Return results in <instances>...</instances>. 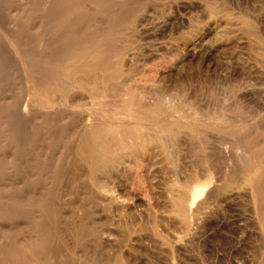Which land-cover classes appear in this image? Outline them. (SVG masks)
<instances>
[{
	"label": "rangeland",
	"instance_id": "rangeland-1",
	"mask_svg": "<svg viewBox=\"0 0 264 264\" xmlns=\"http://www.w3.org/2000/svg\"><path fill=\"white\" fill-rule=\"evenodd\" d=\"M97 3L99 8L88 10L84 20H74L71 29L107 33L111 25L108 19L114 13L111 7H125L129 13L121 17L112 37L118 44L123 41L121 45L136 39L134 44L141 46L142 57L138 56L135 65L138 84L134 83L133 89L108 82L96 71L62 69L66 78L74 79L80 95L78 102L70 103L65 91L58 95L54 84L41 82L26 71V66L23 69L14 59L0 60V110L9 111L0 120V264H28L21 259L14 261L12 254L33 240L42 244L45 238H49L50 252L43 251L35 264H264V0ZM138 19L158 24L147 20L144 32L142 28L134 31ZM52 26L29 32L36 38L28 47L33 49L32 43L45 47L53 37ZM201 34L207 38L204 49L193 55L188 42ZM69 36L73 41L80 35ZM148 91H166L170 96L169 92L176 98V109L166 112L141 104L140 94L146 96ZM127 92H139V99L126 108L127 112L148 113V119L137 121L150 124L153 131H145L147 126L140 127L136 118H114L110 98L122 101ZM97 96L104 101L101 109L93 105ZM27 98L33 110L20 108ZM160 98L162 102L164 98ZM95 112L106 122L117 120L133 126L131 139L122 140L118 132L116 140L111 132L105 136L107 144L117 146L114 155L124 160L114 172L117 191L113 200L104 199L91 171L81 166L76 156L85 120L92 119ZM158 127L166 135H155ZM149 132L158 136L152 144ZM257 164L260 169L252 171ZM247 174L252 175L250 180ZM246 179L249 183L245 184ZM191 186L208 188L200 201L210 197L207 208L200 216L192 213L187 224L178 217L175 206Z\"/></svg>",
	"mask_w": 264,
	"mask_h": 264
},
{
	"label": "bare ground",
	"instance_id": "bare-ground-1",
	"mask_svg": "<svg viewBox=\"0 0 264 264\" xmlns=\"http://www.w3.org/2000/svg\"><path fill=\"white\" fill-rule=\"evenodd\" d=\"M169 1V0H168ZM174 1V0H173ZM185 1V0H184ZM121 2V1H120ZM132 2V1H131ZM137 2V1H136ZM154 2V1H153ZM119 3V2H118ZM151 3V2H150ZM177 3V2H176ZM180 3V2H178ZM117 4V3H116ZM152 4V3H151ZM172 4V2H171ZM184 4V3H183ZM125 5V4H124ZM178 5V4H177ZM181 5V4H179ZM194 5V4H193ZM198 5V3L196 4ZM134 6V5H133ZM137 6V5H136ZM157 6V5H156ZM171 6V5H170ZM239 6V5H238ZM127 7V6H126ZM139 7V6H138ZM136 7V9L138 8ZM183 7V6H182ZM99 5L97 3V0H0V60H3V62H9V60L14 59L17 61V65L22 66L23 69L24 66H26V71H29L31 75L36 76L39 78L41 82H44L47 84L52 83L54 84L53 90L60 95L61 91H65L68 95L67 100L70 103H76L80 99V95L76 92L77 85L74 82V79L72 77H65L64 73H62V69H68V70H75L78 73L86 72V71H96L102 74V77H105L108 82L111 83H122L127 86L128 89H133L132 85L135 83L137 80V75L136 73V68L135 65L138 60L139 55V47H137L134 44V41H131L132 38L130 39L129 42L124 43L123 45L116 43V40L112 37L120 24H121V17L123 15L125 16L126 14L129 13L125 7L122 8H116L114 9L111 7V11L114 13L110 15L108 22L111 24L108 28L109 31L106 32H80V31H75L72 30V23L74 20H84L85 19V13L88 12V10H95L98 9ZM129 8V5H128ZM132 8V6H131ZM130 8V10H131ZM146 8V7H145ZM179 8V7H177ZM173 9V8H172ZM134 10V9H133ZM141 10V8H140ZM156 10V9H155ZM177 10V9H175ZM190 10V9H189ZM240 10V9H239ZM245 10V9H244ZM255 10V9H253ZM178 11V10H177ZM181 11V10H180ZM214 10H212L213 12ZM219 11V10H218ZM226 11V10H225ZM96 12V11H95ZM133 12V11H132ZM131 12V15H132ZM137 12V11H135ZM154 12V11H153ZM174 12V11H173ZM217 12V10H216ZM222 12V11H221ZM244 12V11H243ZM250 12V11H249ZM134 13V12H133ZM145 13V12H144ZM143 13V14H144ZM149 13V12H148ZM151 13V12H150ZM157 13V12H156ZM160 13V12H159ZM171 13V12H170ZM211 13V12H210ZM235 13V12H234ZM247 13V11H246ZM136 14V13H135ZM152 14V13H151ZM161 14V13H160ZM167 14V13H165ZM183 14V13H182ZM240 14V13H239ZM251 14V13H250ZM253 14V13H252ZM147 15V14H146ZM149 15V14H148ZM169 15V14H168ZM208 15V14H207ZM206 15V16H207ZM212 15V14H211ZM217 15V14H216ZM229 15V14H227ZM193 16V15H192ZM99 17V16H98ZM143 17V16H142ZM141 17V18H142ZM163 17V16H161ZM167 17V16H166ZM245 17V16H244ZM254 17V16H253ZM256 17V16H255ZM259 17V15H258ZM100 18V17H99ZM130 18V17H128ZM144 18V17H143ZM151 18V16H150ZM154 18V16H153ZM243 18V17H242ZM156 19V18H155ZM184 19V18H183ZM214 19V18H213ZM249 19V18H248ZM128 20V19H125ZM148 19H138L137 22H134V31L138 30L140 31L139 28H145L146 21ZM164 20V19H163ZM260 20V19H259ZM89 21V20H88ZM124 21V20H123ZM148 21H153L152 19H149ZM156 21V20H155ZM153 21V23L155 22ZM166 21V20H165ZM169 21V19H167ZM166 21V23H167ZM172 21V19L170 20ZM183 21V20H182ZM193 21V19L189 20ZM253 21V20H252ZM157 22V21H156ZM155 22V23H156ZM176 22V21H175ZM222 21H220L221 23ZM77 23V21H76ZM88 23V22H86ZM124 23V22H123ZM131 23V22H130ZM129 23V24H130ZM166 23H163V25H166ZM227 23V22H226ZM53 25L52 27L55 29L53 37L50 38L49 40L46 41L45 47L41 48L42 46H38L34 43H32L35 46H32L33 49H30L27 44L31 43L32 38H36V33L34 34L35 36H30L28 34L29 32H38L39 29L47 28L49 25ZM96 24V23H94ZM132 24V23H131ZM152 24V22H151ZM158 24V22H157ZM174 24V23H172ZM183 24V23H182ZM228 24V23H227ZM253 24V22H252ZM256 24V23H255ZM80 25V24H79ZM123 25V24H122ZM163 25L161 24L160 26L163 29ZM206 25V24H205ZM214 25V24H213ZM217 25V24H216ZM220 25V24H219ZM254 25V24H253ZM81 26V25H80ZM79 26V27H80ZM148 26V22H147ZM231 26V25H230ZM244 26V25H243ZM247 26V25H246ZM252 26V25H251ZM260 26V25H259ZM77 27V25H76ZM89 26L87 25V28ZM128 27V26H127ZM130 27V26H129ZM132 27V28H133ZM150 27V26H149ZM152 27V25H151ZM155 27V26H154ZM157 27V26H156ZM155 27V28H156ZM169 27V26H168ZM167 27V28H168ZM198 27V26H197ZM222 27V26H221ZM227 27V26H226ZM229 27V26H228ZM248 27V26H247ZM253 27V26H252ZM126 28V25H125ZM124 28V30H125ZM166 28V27H164ZM171 28V27H170ZM245 28V26H244ZM243 28V29H244ZM255 28V27H253ZM258 28V27H257ZM144 29L141 30L144 32ZM151 29V28H150ZM159 29V30H160ZM205 29V28H204ZM226 29V28H225ZM240 29V28H239ZM242 29V28H241ZM250 29V28H249ZM81 30V29H80ZM83 30V29H82ZM164 30V29H163ZM166 30V29H165ZM180 30V29H179ZM198 30V29H197ZM217 30V29H216ZM220 30V29H218ZM231 30V29H230ZM237 30V29H236ZM248 30V29H246ZM155 31V30H154ZM157 31V30H156ZM155 31V32H156ZM174 31V30H173ZM211 31V30H210ZM213 31V30H212ZM232 31V30H231ZM230 31V32H231ZM234 31V30H233ZM244 31V30H243ZM260 31V30H259ZM130 32V31H129ZM133 32V31H132ZM142 32V33H143ZM146 32V31H145ZM196 32V31H195ZM201 32V31H199ZM235 32V31H234ZM241 32V31H240ZM245 32V31H244ZM258 32V31H256ZM69 33L74 34V35H80L79 38L75 36L72 38L69 36ZM126 33V32H125ZM131 33V32H130ZM137 33V32H136ZM139 33V32H138ZM149 33V31H148ZM165 33V32H164ZM169 33V31H168ZM179 33V32H178ZM191 33V32H190ZM237 33V32H236ZM128 34V33H127ZM146 34V33H145ZM174 34V33H173ZM208 34V32H207ZM228 36V32L226 33ZM29 35V36H28ZM137 35V34H136ZM135 35V36H136ZM231 33L229 34V36ZM236 35V34H235ZM49 36V35H48ZM134 36V35H133ZM134 36V37H135ZM196 36V35H195ZM238 36V34H237ZM236 36V38H237ZM240 36V35H239ZM238 36V37H239ZM261 36V35H260ZM259 36V37H260ZM77 37V38H76ZM122 37V36H121ZM138 37V36H136ZM144 37V36H143ZM192 37V36H191ZM213 37V36H212ZM232 37V36H231ZM262 37V36H261ZM140 38V37H138ZM184 38V37H183ZM216 38V37H215ZM221 38V37H219ZM235 38V36H234ZM242 38V37H241ZM142 39V38H141ZM144 39V38H143ZM190 39V37H189ZM188 39V40H189ZM227 39V38H226ZM126 40L127 39H123ZM139 40V39H138ZM207 40V38H206ZM205 36L204 34L198 35L195 38L189 40L188 46L190 47L192 51H194L193 55L198 52V50L204 49L203 47L205 46ZM218 40V39H217ZM231 40V39H230ZM237 40V39H236ZM242 40V39H241ZM245 40V39H244ZM144 41V40H143ZM264 41V40H263ZM125 42V41H124ZM167 42V41H166ZM184 42V41H183ZM208 44L211 42L210 40L207 41ZM235 42V41H234ZM45 43V42H44ZM148 42H146L147 44ZM150 43V42H149ZM214 43V40L212 42ZM236 43V42H235ZM234 43V44H235ZM40 44V43H39ZM151 44V43H150ZM167 44V43H166ZM171 44V42H170ZM169 44V46H170ZM207 44V45H208ZM238 44V43H237ZM242 44V43H241ZM119 45V46H118ZM121 45V46H120ZM145 45V44H144ZM158 45V44H157ZM172 45V44H171ZM179 45V44H178ZM177 45V46H178ZM210 45V44H209ZM209 45L207 46L209 49ZM218 45V44H217ZM232 45V43H231ZM236 45V44H235ZM148 46V45H147ZM184 46V45H183ZM31 47V45H30ZM49 47H53L52 51L48 50ZM160 47V46H159ZM185 47V46H184ZM158 48V47H157ZM156 48V49H157ZM206 48V47H205ZM224 48V46H223ZM29 49V50H28ZM142 47V51H143ZM166 49V48H165ZM188 49V50H189ZM141 50V49H140ZM151 50V49H150ZM168 50V49H167ZM211 50V49H210ZM216 50V49H215ZM154 51V50H152ZM164 51V50H163ZM166 51V50H165ZM182 51V50H181ZM191 51V52H192ZM146 52V51H145ZM149 52V51H148ZM155 52V51H154ZM162 52V51H161ZM168 52V51H167ZM171 52V51H170ZM188 52V51H186ZM215 52V51H214ZM147 53V52H146ZM189 53V52H188ZM148 54V53H147ZM153 54V53H151ZM156 54V53H155ZM165 54V53H164ZM142 55V53H141ZM143 57H146L145 54L143 53ZM149 55V54H148ZM142 57V56H140ZM198 57V56H197ZM148 57H146L147 59ZM153 58V57H151ZM155 58V57H154ZM158 58V57H157ZM164 58V57H163ZM145 59V60H146ZM149 59V58H148ZM147 59V60H148ZM184 59V58H183ZM7 60V61H5ZM148 64L150 63L147 61ZM163 60V59H162ZM141 61V60H140ZM143 61V60H142ZM157 61V60H156ZM164 61V60H163ZM152 62V61H151ZM147 64V66H148ZM12 65V64H11ZM141 65V64H140ZM145 65V64H143ZM151 65V64H149ZM156 65V64H155ZM162 65V63H161ZM159 66V65H158ZM157 66V67H158ZM175 66V65H174ZM179 66V65H178ZM2 67V66H1ZM13 67V66H12ZM54 67L60 68L58 70L57 68L55 70ZM144 68V66H142ZM172 67V66H171ZM142 68V69H143ZM10 69V68H9ZM138 69V68H137ZM141 69V68H140ZM153 70V68H152ZM21 71V70H20ZM135 71V72H134ZM149 71V70H148ZM157 71V70H156ZM164 71V69H163ZM13 72V71H12ZM71 72V71H70ZM143 71H140V73ZM209 72V71H208ZM206 72V73H208ZM63 75H62V74ZM159 73V72H158ZM169 73V72H168ZM15 74V73H13ZM163 75V74H162ZM161 75V76H162ZM166 75V74H165ZM165 75H163L165 77ZM208 75V74H207ZM11 76V75H10ZM14 76V75H13ZM146 76V75H145ZM144 76V77H145ZM162 76V78H163ZM170 76V75H169ZM5 77V76H4ZM151 77V76H150ZM168 77V76H167ZM230 77V76H229ZM140 78V77H139ZM166 78V77H165ZM169 78V77H168ZM167 79V78H166ZM25 80V79H24ZM10 81V80H9ZM163 81V80H162ZM165 82V81H163ZM12 83V82H11ZM138 84V82H136ZM135 83V84H136ZM10 84V83H9ZM121 84V85H122ZM134 84V85H135ZM29 85V84H28ZM56 85V86H55ZM177 85V84H176ZM164 86V85H163ZM173 86V85H172ZM135 87V86H134ZM140 87V86H139ZM145 87V86H144ZM169 87V86H168ZM138 88V86H137ZM146 88V87H145ZM14 89V88H13ZM143 89V88H142ZM151 89V88H150ZM172 90V88H171ZM170 90V91H171ZM27 91V90H26ZM133 91V90H132ZM142 91V90H141ZM139 91V92H141ZM151 91V90H150ZM158 91V90H157ZM162 91V89H161ZM160 91V92H161ZM137 93H133V95L125 94V97L122 98V101L119 100L117 101V98L112 96L110 98V102L113 103V108L111 109L112 114L114 118H119L121 117H128L131 119H135L137 121V118L143 119H148L149 117L147 115L145 116V111L144 113L142 112H127V109L131 108V104L134 103L137 99ZM144 92V90H143ZM152 94V92L148 91V95H143L144 93H141L140 96H142V99L139 101L141 104L149 107H155L158 106L159 110H164L166 112H173L175 108V103L173 102L174 97L171 98L172 94L167 96V92L163 91L158 94L155 93ZM64 93V92H63ZM108 94V93H107ZM135 94V95H134ZM159 96H158V95ZM128 95V96H127ZM123 96V95H122ZM159 97V98H158ZM163 97L164 100L162 101L164 104H159L162 103L161 98ZM158 98V99H157ZM166 98V99H165ZM182 99V98H181ZM187 100V99H186ZM22 101V100H21ZM107 101V100H106ZM184 101V100H183ZM103 100L99 98L98 96L93 99V105L95 107L100 108L103 105ZM179 102V100H178ZM188 102V101H187ZM23 103V102H22ZM174 103V104H173ZM183 103V102H182ZM190 103V102H189ZM179 104V103H178ZM187 104V103H186ZM21 105V104H20ZM92 105V104H91ZM164 105V106H163ZM90 106V105H89ZM191 106V105H190ZM24 107V111L27 110L28 107L33 110V106L30 103V99L27 98V100L24 103V106H21L20 108ZM141 107V105H140ZM189 107V106H188ZM187 107V108H188ZM16 108V107H15ZM19 108V107H18ZM87 108V107H86ZM127 108V109H126ZM150 108V109H151ZM163 108V109H162ZM12 109V108H11ZM176 109V108H175ZM22 110V109H21ZM49 110V109H48ZM103 110V109H102ZM192 110V108H191ZM16 111V110H15ZM37 111V110H35ZM52 111V110H50ZM55 111V110H54ZM95 111V110H94ZM93 111V112H94ZM97 111V110H96ZM20 112V111H18ZM43 112V111H42ZM45 112V111H44ZM101 111H99L100 113ZM9 111L5 109L0 110V120L5 118L8 115ZM92 113V111H91ZM152 113V112H151ZM159 113V112H158ZM19 114V113H18ZM44 114V113H43ZM97 112L93 113V118L92 119H87L85 120L86 122V128L83 133L82 138L80 139L79 146L76 151V156L78 158V162L81 166L87 167L92 175L94 176L95 180L99 184V190L101 191V194L104 196L105 200H108L107 198L113 200L116 199V184H115V177H114V172L119 168V163H123L124 161L122 157L119 155H114L115 154V149L114 146L111 144H107V139L105 136H107V132H111L113 135V138L117 139V133L118 132L122 137V140H128L132 138L133 135V126L131 125L130 122H119L116 123V121H107L103 120L102 117H97ZM22 115V113H21ZM27 115V114H24ZM19 116V115H17ZM34 116V114H33ZM32 116V117H33ZM60 116V115H59ZM167 116V115H166ZM14 117V115H13ZM25 117V116H24ZM67 117V116H66ZM152 117V116H150ZM188 117V116H187ZM21 118V117H20ZM24 119V118H23ZM22 119V120H23ZM29 119H31L29 117ZM159 119V118H158ZM181 120V119H180ZM14 121V120H13ZM30 121V120H29ZM28 121V122H29ZM159 121V120H158ZM9 122L12 123V121L9 120ZM27 122V121H26ZM139 123V121H137ZM157 122V121H156ZM159 123V122H158ZM157 123V124H158ZM185 123V122H184ZM31 124V122H29ZM136 124V123H135ZM140 124V123H139ZM156 124V125H157ZM160 124V123H159ZM9 125V124H8ZM108 126L105 128V126ZM131 125V129H130ZM152 125H154L152 123ZM13 126V125H12ZM29 126V125H28ZM27 126V127H28ZM31 126V125H30ZM137 125H134V127ZM144 126L145 131H149L152 129L150 127V124L145 125V122L140 124V127ZM160 126V125H158ZM117 127V128H115ZM129 127V128H128ZM140 127H137L138 129ZM192 127V126H191ZM18 128V127H17ZM136 128V127H135ZM134 128V130H135ZM151 128V129H150ZM160 128V127H158ZM157 128V129H158ZM21 129V128H20ZM116 129V130H115ZM118 129V130H117ZM137 129V130H138ZM154 129V128H153ZM153 129L151 131H153ZM5 130V129H4ZM197 130V129H196ZM203 130V129H202ZM54 131V130H53ZM155 131V130H154ZM177 131V130H176ZM194 131V130H193ZM204 131V130H203ZM169 132V131H168ZM167 132V134H168ZM185 132V131H184ZM210 132V131H209ZM208 132V133H209ZM147 133V132H146ZM145 133V134H146ZM154 133V132H153ZM152 132H149L151 135V141L148 138L149 144L154 141L155 135L158 136H164L166 135L165 131L160 128L159 133L153 135ZM156 133V132H155ZM170 133V132H169ZM177 133V132H176ZM196 133V131H195ZM207 133V134H208ZM215 133V132H214ZM132 134V135H131ZM172 134V133H171ZM170 134V135H171ZM192 134V132H191ZM231 134V133H230ZM169 135V134H168ZM174 135V134H173ZM202 135V134H201ZM205 135V134H204ZM212 135V134H210ZM215 135V134H214ZM149 136V135H148ZM147 136V137H148ZM155 136V137H154ZM157 136V137H158ZM172 136V135H171ZM177 136V135H175ZM196 136V135H195ZM8 137V136H7ZM14 137V136H13ZM156 137V138H157ZM207 137V136H206ZM111 138V137H110ZM112 138V139H113ZM204 138V137H203ZM208 138V137H207ZM115 139V140H116ZM158 139V138H157ZM211 138H209L210 140ZM113 140L112 142L114 143ZM134 140V138H133ZM132 140V141H133ZM156 140V139H155ZM165 140V139H164ZM205 140H207L205 138ZM208 140V142H210ZM76 141V140H75ZM144 141L145 138H144ZM217 141V140H216ZM118 142V141H117ZM122 142V141H121ZM126 143V141H124ZM134 142V141H133ZM110 143V142H109ZM131 144V141L129 142ZM139 143V142H138ZM118 144V143H117ZM135 144V143H134ZM148 144V145H149ZM132 145V144H131ZM147 145V144H146ZM163 145V144H162ZM119 146V145H118ZM126 146V145H125ZM164 146H167L166 143ZM135 145H133V148ZM138 147V146H137ZM248 147V146H247ZM250 148V147H249ZM144 150V149H143ZM121 151V148H120ZM127 153L128 150L126 149ZM147 151V150H146ZM145 151V152H146ZM118 152V151H117ZM137 153L134 149V153ZM251 152V151H250ZM260 152V151H258ZM121 152H119L120 154ZM130 155L134 154L133 152L129 151ZM147 153V152H146ZM248 153V151L246 152ZM118 154V153H117ZM124 155V153L122 152ZM245 154V153H244ZM74 155V154H73ZM122 155V156H123ZM136 155V154H135ZM248 155V154H247ZM245 155V156H247ZM251 155V154H250ZM134 156V155H133ZM249 156V155H248ZM259 156V155H258ZM126 157V156H125ZM139 157V156H138ZM142 157V156H141ZM149 157V156H148ZM143 158V157H142ZM211 158V157H210ZM263 158V157H262ZM135 159V158H134ZM236 160V159H235ZM248 160V159H247ZM257 160V159H256ZM240 161V160H239ZM245 161V160H244ZM264 161V160H262ZM261 161V162H262ZM238 162V161H237ZM248 162V161H247ZM76 163V162H75ZM137 163V162H136ZM218 163V162H216ZM220 163V162H219ZM232 163V162H231ZM236 163V162H235ZM258 163V161H257ZM56 164V163H55ZM212 164V163H211ZM247 164V163H246ZM128 165V164H127ZM223 165V164H222ZM225 165V164H224ZM242 165V164H241ZM251 165V164H250ZM254 165V164H253ZM261 165V164H260ZM79 166V165H78ZM141 166V165H140ZM238 166V165H237ZM262 166V165H261ZM219 167V166H218ZM240 167V166H238ZM236 167V168H238ZM256 169H251L252 171L259 170L258 164L255 166ZM253 168V167H252ZM258 168V169H257ZM242 169V168H241ZM215 170V169H214ZM231 170V169H229ZM236 170V169H235ZM234 170V171H235ZM239 170V168H238ZM118 171V170H117ZM116 171V172H117ZM148 171V170H147ZM206 171V170H205ZM220 171V170H219ZM248 171V170H247ZM236 172V171H235ZM208 173V172H207ZM238 173V172H236ZM250 173V172H249ZM199 174V172H198ZM218 174V173H216ZM255 174V172H254ZM222 175V174H221ZM230 175V174H229ZM250 175V174H249ZM248 176L249 180L251 179ZM56 176V175H55ZM224 176V175H222ZM218 177V176H217ZM196 178V177H195ZM264 180V179H263ZM245 181V180H244ZM117 183V182H116ZM231 183V182H230ZM246 183L247 179H246ZM263 184V182H260ZM214 184V183H213ZM211 185V183H210ZM248 185V184H247ZM220 186V185H219ZM58 187V186H57ZM190 188V187H189ZM217 188V187H216ZM227 189V188H226ZM216 191V189H214ZM208 191V188L206 186H201V187H194L189 190L187 194H183L181 198L176 203L175 210L177 212L178 217H180L185 223H189L190 215L192 213H195L196 216H200L202 213V209L206 207L205 205L207 204V200L200 201L199 197L202 194H206ZM181 194V193H180ZM182 195V194H181ZM205 197V195H203ZM118 197V196H117ZM33 198V197H32ZM203 198V197H202ZM123 199V198H122ZM123 202V201H122ZM6 204V202H5ZM8 204V203H7ZM175 205V204H174ZM196 208L195 212L194 210L192 211L193 208ZM194 208V209H195ZM207 208V207H206ZM205 208V209H206ZM123 209V207H122ZM101 211V210H100ZM208 213V212H207ZM211 213V212H210ZM200 214V215H199ZM209 214V213H208ZM175 214V216H177ZM205 215V214H204ZM203 215V216H204ZM200 218V217H199ZM104 219V218H101ZM121 219V218H120ZM195 219V218H194ZM207 219V218H206ZM200 222V221H199ZM3 225V224H2ZM6 226V225H3ZM196 226V225H195ZM41 232V231H40ZM186 233V232H185ZM35 238V237H34ZM39 239V236H36V240ZM86 239V238H85ZM76 240V239H75ZM108 241V240H107ZM29 243V242H28ZM65 245V244H64ZM50 248V241L49 238H45V240L42 242V244H39L37 242H31L29 244H26L25 246L21 247L19 252H15L12 254V258L14 261L16 260H22L28 264H35V260H37L40 257V254L43 253V251H49L47 250ZM110 248V247H109ZM52 252V251H51ZM93 252V251H92ZM10 254V253H9ZM43 255V254H42ZM133 256V255H132ZM9 258L8 256H4ZM11 257V256H10ZM43 258V257H41ZM10 259V258H9ZM11 260V259H10ZM13 261V262H14ZM119 261V260H118ZM11 262V261H10ZM37 263V262H36Z\"/></svg>",
	"mask_w": 264,
	"mask_h": 264
}]
</instances>
